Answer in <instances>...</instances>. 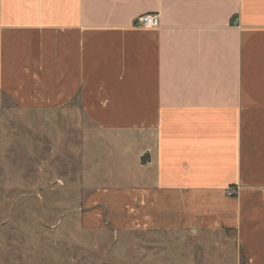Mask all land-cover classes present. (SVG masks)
Listing matches in <instances>:
<instances>
[{"label": "crops", "instance_id": "obj_1", "mask_svg": "<svg viewBox=\"0 0 264 264\" xmlns=\"http://www.w3.org/2000/svg\"><path fill=\"white\" fill-rule=\"evenodd\" d=\"M0 93L79 94L97 124L143 130L152 175L93 203L127 204L130 228H230L264 264V0H0Z\"/></svg>", "mask_w": 264, "mask_h": 264}, {"label": "rangeland", "instance_id": "obj_2", "mask_svg": "<svg viewBox=\"0 0 264 264\" xmlns=\"http://www.w3.org/2000/svg\"><path fill=\"white\" fill-rule=\"evenodd\" d=\"M79 96L38 110L0 93V264H246L230 228H130L127 204L93 203L143 186L153 144L143 130L97 124Z\"/></svg>", "mask_w": 264, "mask_h": 264}, {"label": "built area", "instance_id": "obj_3", "mask_svg": "<svg viewBox=\"0 0 264 264\" xmlns=\"http://www.w3.org/2000/svg\"><path fill=\"white\" fill-rule=\"evenodd\" d=\"M159 23L158 15L155 13H146L137 17L135 25L142 28H153ZM264 195V189H263Z\"/></svg>", "mask_w": 264, "mask_h": 264}]
</instances>
